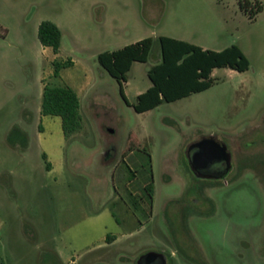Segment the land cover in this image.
Listing matches in <instances>:
<instances>
[{"label":"rangeland","instance_id":"obj_1","mask_svg":"<svg viewBox=\"0 0 264 264\" xmlns=\"http://www.w3.org/2000/svg\"><path fill=\"white\" fill-rule=\"evenodd\" d=\"M252 1L263 4L253 19L239 0H0V264H53L50 250L61 241L77 264H138L151 251L167 264H264V180L244 163L250 130L264 135V0ZM43 20L62 30L58 54L40 42ZM161 35L213 50L238 45L251 66L216 68L210 88L139 113L133 104L161 61L158 43L128 72V103L98 55ZM60 56L76 65L55 77ZM64 80L97 81L82 93L88 132L75 143L65 140L60 117L41 114L45 84ZM206 137L233 153L234 170L211 184L193 174L188 155ZM131 142L134 153L124 159ZM65 158L88 172L65 174ZM105 160L112 170L99 178ZM151 179L152 201L143 188ZM124 201L134 209L124 212ZM107 209L122 222L110 226L120 239L84 255V236L96 239L106 216L89 223L85 215Z\"/></svg>","mask_w":264,"mask_h":264},{"label":"trees","instance_id":"obj_2","mask_svg":"<svg viewBox=\"0 0 264 264\" xmlns=\"http://www.w3.org/2000/svg\"><path fill=\"white\" fill-rule=\"evenodd\" d=\"M239 5L252 19L263 10V4L257 1L239 0ZM38 36L45 48H52L55 54L60 52L63 34L58 24L52 20H43L39 25ZM156 43L160 48L161 61L149 69L151 86L139 94L133 104L139 113L152 110L164 102H174L210 88L216 81L212 76L216 68L227 67L243 72L251 66L249 58L235 44L222 50H213L170 36L162 35L157 40L146 37L98 55L100 65L119 83L121 95L127 103L125 92L127 74L134 62L148 61ZM73 64L70 58L65 61L56 60L53 75L59 77L63 69ZM80 109V98L72 87L45 84L41 114L60 117L64 134L68 138L82 129L83 118ZM133 145L131 142L124 156L133 150ZM143 188L152 201L153 180L151 179Z\"/></svg>","mask_w":264,"mask_h":264},{"label":"crops","instance_id":"obj_3","mask_svg":"<svg viewBox=\"0 0 264 264\" xmlns=\"http://www.w3.org/2000/svg\"><path fill=\"white\" fill-rule=\"evenodd\" d=\"M164 36H169V35H164ZM170 37L194 43L193 41H191L189 38H186V37H175V36H170ZM194 44L199 45L197 43H194ZM199 46H201V45H199ZM201 47H203L204 49H208V48H205L204 46H201ZM112 50H116V49H112ZM67 56H70V55H67ZM58 58H62V61H65V60L70 58L74 62L72 67L76 65V61L72 57H68L67 59H64L63 57L60 56ZM68 68H71V66L68 67ZM62 76H63V71H61V75L59 77H62ZM64 82H65L66 85L72 87L78 93V96H79L80 101H81V107H82V93L89 92L90 90L94 89L93 87L97 86V81L94 82V83L91 82L90 86H87V83H80V85L77 86V87L72 85V84H70V83H68L65 80H64ZM88 87H90V89H87ZM143 92L144 91H139L136 94V96H138L139 94H141ZM80 111H81V109H80ZM104 130H105V128L102 126L101 127V134L105 136V131ZM86 132H88V131H85L83 126H82V129L79 132L73 134L69 138L66 137L65 134H64L65 140L67 142L73 140L74 143H75V140L77 138H80V139L86 138V135H85ZM100 148H102V147H100ZM100 148L99 147L93 148L92 152L97 154L99 152ZM125 151H126V149H121L122 158L124 157V159L129 157V156H131V155H133V153H134V152L131 151V152H129L127 154V156H124ZM109 154L110 153L107 152L106 153V157H108ZM108 164H109L108 160H105L104 162L101 161V168H100V172H99L100 173L99 174L100 177L99 178H102V176L105 177V178H109V175H110L112 169H111V167H109ZM50 165L52 166V164H50ZM61 165H62L61 167L63 169V172L65 174H68V175H80V173H84L86 171L85 170L86 168L83 169L82 163L74 162V161L73 162H68L66 160V158L62 161ZM87 172H85V173H87ZM131 209H134V208H132L128 204V202L124 201V204L122 206V210L124 212H127V211H130ZM83 213H85V212L83 211ZM103 215H106V216L103 218L105 220H100L101 222H99V227L97 229L98 230V234H99L98 237L96 239H93V237L85 235L84 238H83V240L86 241L85 247L81 249V251L83 252L84 255L89 254V253L94 252V251L99 250V249L108 248V247L114 245L120 239L119 235H115V236L111 235L112 237H110V226H115V225L116 226H120L121 223H122L120 221L118 215L116 214V212H114V210L107 209L105 212L99 213L97 216H94V217H91L90 215H85L86 216L85 217V221L90 223V222L94 221V218L97 219V220L102 219L101 217ZM103 221H105L107 223L104 224ZM129 231H130V233H128V234H131L132 233L131 229ZM124 235H125V233H121L120 237H122ZM110 239L112 241L111 243L109 242ZM61 242L60 243H56L57 244L56 247L53 248V250H50L51 251L50 254H49L50 257H51L50 263H53V264H77L78 257H76V254L72 251V248L70 246L66 245L65 243H63V242L61 243Z\"/></svg>","mask_w":264,"mask_h":264},{"label":"flooded vegetation","instance_id":"obj_4","mask_svg":"<svg viewBox=\"0 0 264 264\" xmlns=\"http://www.w3.org/2000/svg\"><path fill=\"white\" fill-rule=\"evenodd\" d=\"M250 133H254V139L249 143L248 148L252 151L258 149L256 152L249 153V156L245 158L244 163L246 164L247 169L254 175L261 176V179L264 180V153L262 148L264 146V135H262L258 130L254 132L252 129ZM217 139V138H216ZM220 141L219 139H217ZM222 144L223 141H220ZM261 149V156H258L256 153ZM228 151L231 153V162L229 163L226 158L221 153H216L214 157H205L203 162L200 161L196 169L192 168L193 174L200 179L206 180L210 184L212 181L225 177L234 170L233 163V153L228 147ZM192 167V166H191Z\"/></svg>","mask_w":264,"mask_h":264},{"label":"water","instance_id":"obj_5","mask_svg":"<svg viewBox=\"0 0 264 264\" xmlns=\"http://www.w3.org/2000/svg\"><path fill=\"white\" fill-rule=\"evenodd\" d=\"M216 153H221L229 163L231 162V153L226 143L222 144L215 137L203 138L190 145L188 149L190 165L196 169L200 161L203 162L205 157H214ZM138 264H167V259L163 253L151 251L142 255Z\"/></svg>","mask_w":264,"mask_h":264}]
</instances>
